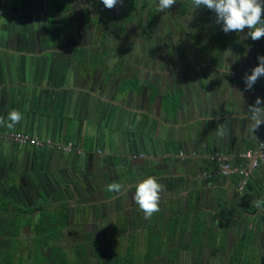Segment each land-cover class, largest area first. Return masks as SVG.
<instances>
[{
	"label": "crops",
	"instance_id": "obj_1",
	"mask_svg": "<svg viewBox=\"0 0 264 264\" xmlns=\"http://www.w3.org/2000/svg\"><path fill=\"white\" fill-rule=\"evenodd\" d=\"M158 2L109 10L101 0H0V116L23 115L0 130L51 145L0 141V264H36L39 246H53L50 264H264V211L255 206L264 162L242 190L236 177L211 175L214 154L244 166L238 154L264 142V123L253 132L248 109L264 98V77L251 90L243 79L264 38L225 34L192 0L164 11ZM124 20L133 29L147 22V46L158 40L161 61L100 63V37L119 36ZM110 75L121 80L119 102L130 92L138 101L147 87L155 103L148 111L125 98L111 104ZM189 120L194 129L182 131ZM70 143L73 152L59 149ZM149 176L164 191L160 211L145 219L133 197ZM113 182L120 193L107 191Z\"/></svg>",
	"mask_w": 264,
	"mask_h": 264
},
{
	"label": "clouds",
	"instance_id": "obj_2",
	"mask_svg": "<svg viewBox=\"0 0 264 264\" xmlns=\"http://www.w3.org/2000/svg\"><path fill=\"white\" fill-rule=\"evenodd\" d=\"M106 9H113L117 4H123V0H101ZM177 0H159L157 11H164L172 8ZM196 9L206 7L216 15V23L221 25L222 31L243 33L247 29V34L253 41L264 38V0H192ZM258 64L250 74H245V90H251L257 81L264 77V55L257 56ZM235 61H233L234 63ZM238 96L242 93L238 89H233ZM264 98L257 97L254 104L249 105L250 119L253 121L252 131L257 130L264 123ZM23 119V115L18 110L8 113L7 119L0 116V126L14 129L15 125ZM123 185L113 182L107 185V191L120 193ZM164 191V186L158 182L154 176L140 181L136 185L134 202L139 205L145 219H150L155 213L160 211V194ZM257 208L264 211V199L255 202ZM39 214H37L38 218Z\"/></svg>",
	"mask_w": 264,
	"mask_h": 264
},
{
	"label": "flooded vegetation",
	"instance_id": "obj_3",
	"mask_svg": "<svg viewBox=\"0 0 264 264\" xmlns=\"http://www.w3.org/2000/svg\"><path fill=\"white\" fill-rule=\"evenodd\" d=\"M129 23V21H121L123 29L121 28L119 29L120 32H117L118 34H120L119 36H109L106 38L104 36L100 37V43H102L101 46L103 47V49H105V51H103L98 57L100 63L105 64L109 61V59H111L112 61H114V63L117 62L118 65L123 66L124 68H133L137 66L147 68L149 66V62L157 64L159 61H161V56L165 53L161 51V46L159 45V42H157L158 40H155V43H157L156 46H147L148 43H146V37L149 34L147 30V22L143 20L140 27L135 29L130 27ZM151 31L153 32V38L155 37L154 33H158L157 24L154 25V28L151 29ZM166 31L169 32L171 30L166 29ZM171 34L172 35H166L163 37V41L167 40L165 43L166 46L170 45V43L173 42L172 37L174 34ZM183 39L185 40V42L187 41V38ZM132 40H134L136 44L133 45ZM115 42H118L117 49L113 48ZM108 50H111L112 53H107ZM109 56L111 57L109 58ZM124 70L125 69L119 71L122 72ZM121 72L118 74H121ZM124 76H126V74H124ZM119 81H121L119 77L117 78L116 76V79L114 80L112 78V75L109 76V83L112 84L108 92H106L109 100L112 99L115 92L121 87V85H119ZM145 88L147 89V87H143L141 89V93L139 94L140 99L138 101L137 97H133V99L129 98V95L132 94L131 92L128 93L126 97H124L125 101L136 104V106H138V108L141 110L148 111L150 102H152L154 99L151 101L150 97L147 95V91ZM106 93L103 94L106 95ZM124 98L121 99V103L124 101ZM155 101L153 102L155 103ZM50 247L39 246V251L36 256L37 260L35 261L36 264H50V250L53 246L51 248ZM57 247L60 248L58 250L60 254L68 253L66 246L59 244L57 245Z\"/></svg>",
	"mask_w": 264,
	"mask_h": 264
},
{
	"label": "built area",
	"instance_id": "obj_4",
	"mask_svg": "<svg viewBox=\"0 0 264 264\" xmlns=\"http://www.w3.org/2000/svg\"><path fill=\"white\" fill-rule=\"evenodd\" d=\"M0 141L9 142L17 146H33L36 148H43L45 146L51 147L49 143L44 144L38 138H32L28 134L21 132H8L0 130ZM72 143L67 144L59 148L63 152H73ZM77 154H82L81 151L76 150ZM138 158H145V155H139ZM237 158L243 161L244 166H234L232 159L226 155L214 154L212 159L218 162L217 168L212 172V176L221 178H238V188L244 189L247 181L249 180L252 173L264 162V142L258 145V148L254 150H247L239 153Z\"/></svg>",
	"mask_w": 264,
	"mask_h": 264
},
{
	"label": "water",
	"instance_id": "obj_5",
	"mask_svg": "<svg viewBox=\"0 0 264 264\" xmlns=\"http://www.w3.org/2000/svg\"><path fill=\"white\" fill-rule=\"evenodd\" d=\"M120 91H123L122 87H120L116 92L115 94L113 95L112 99L108 100L111 104L112 103H115L117 106H120L121 105V102L118 101V94L120 93ZM121 101V100H120ZM196 112V109H193L192 112ZM241 111V109H240ZM201 113L202 112V109H201ZM190 122H187L186 125H184L182 127V131H186L187 129H194V120H189ZM191 131V130H190Z\"/></svg>",
	"mask_w": 264,
	"mask_h": 264
},
{
	"label": "trees",
	"instance_id": "obj_6",
	"mask_svg": "<svg viewBox=\"0 0 264 264\" xmlns=\"http://www.w3.org/2000/svg\"><path fill=\"white\" fill-rule=\"evenodd\" d=\"M247 183H248V181H247ZM240 247H241V244H240ZM232 264H239V262L238 263H236V261L235 260H233V263Z\"/></svg>",
	"mask_w": 264,
	"mask_h": 264
}]
</instances>
